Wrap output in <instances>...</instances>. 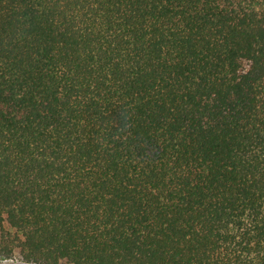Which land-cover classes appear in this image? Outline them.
<instances>
[{
    "label": "trees",
    "instance_id": "1",
    "mask_svg": "<svg viewBox=\"0 0 264 264\" xmlns=\"http://www.w3.org/2000/svg\"><path fill=\"white\" fill-rule=\"evenodd\" d=\"M0 259L264 264V0H0Z\"/></svg>",
    "mask_w": 264,
    "mask_h": 264
},
{
    "label": "rangeland",
    "instance_id": "2",
    "mask_svg": "<svg viewBox=\"0 0 264 264\" xmlns=\"http://www.w3.org/2000/svg\"><path fill=\"white\" fill-rule=\"evenodd\" d=\"M0 264H28L20 260H2L0 259Z\"/></svg>",
    "mask_w": 264,
    "mask_h": 264
}]
</instances>
